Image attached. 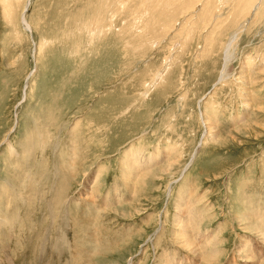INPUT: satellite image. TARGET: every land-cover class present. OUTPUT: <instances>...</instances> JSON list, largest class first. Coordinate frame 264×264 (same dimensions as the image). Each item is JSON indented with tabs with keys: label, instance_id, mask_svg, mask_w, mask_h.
<instances>
[{
	"label": "rangeland",
	"instance_id": "1",
	"mask_svg": "<svg viewBox=\"0 0 264 264\" xmlns=\"http://www.w3.org/2000/svg\"><path fill=\"white\" fill-rule=\"evenodd\" d=\"M2 1L0 264H255L244 250L264 245V6L245 23L238 0H202L165 35L147 29L144 0H33L29 33L25 0ZM208 1L217 24L202 19ZM185 18L199 25L191 39ZM238 27L235 75L215 87ZM247 208L259 218L243 221Z\"/></svg>",
	"mask_w": 264,
	"mask_h": 264
},
{
	"label": "bare ground",
	"instance_id": "2",
	"mask_svg": "<svg viewBox=\"0 0 264 264\" xmlns=\"http://www.w3.org/2000/svg\"><path fill=\"white\" fill-rule=\"evenodd\" d=\"M103 1V0H102ZM109 1V0H108ZM125 1H128V0H125ZM239 1V2H238ZM238 1H236L235 2V0H234V5H236L235 3H237L238 2V7L236 8V11L237 12H246L247 10V14H245L244 16H246V17H244V21H245V23H249L248 21L250 20V18H251V16H253L252 18L254 19L257 15H258V13L260 12V10L262 9V7L264 6V0H238ZM252 1V2H251ZM3 2V1H2ZM24 2V1H23ZM32 2H33V0H25V3H24V6L22 7V13H20L21 14V18H20V20H21V23H22V26H23V28L25 29V31H27V32H31V29H32V27H31V25H30V23L28 22V20H27V14H28V12H29V10H30V7H31V5H32ZM75 2V1H74ZM87 2V1H86ZM90 2V1H89ZM99 2V1H98ZM104 3H105V0L103 1ZM103 2H101V5H102V3ZM107 2V1H106ZM110 2V1H109ZM194 2V0H144L143 2H142V5H141V7H142V9L149 15V17H150V19L149 20H147V23H146V25H147V29L149 28L151 31H153L154 32V30L155 31H158V32H164L165 33V35L167 34V33H169L171 30H172V28H173V23H174V20L175 19H178V18H180L182 15H184L185 13H187V16H186V18H188V16L189 15H191V14H193L194 16H195V8L196 7H198L199 5H202V0H200V2H198L197 3V5L196 4H194V6H192L191 4ZM12 2H7V0L6 1H4L3 2V4H4V6H6V7H8L7 5H9L10 4V6L6 9L7 11H9L10 10V7H11V10L13 11V9H12V6H13V4H11ZM88 3V2H87ZM195 3V2H194ZM89 4V3H88ZM107 4V3H106ZM230 4V3H229ZM12 5V6H11ZM84 5V4H83ZM82 5V6H83ZM85 5H86V3H85ZM98 5V7H99V4H97ZM105 5V4H104ZM108 5V4H107ZM207 5H208V7L206 6V8H205V10L202 12V19L203 18H206V15H209L210 16V18H213L212 19V21H215V24H217V22L219 21L218 19L221 17L220 15H217L216 14V12L214 11V10H216V9H213V8H211V9H209V7H212L213 6V3L211 2V1H208L207 2ZM210 5V6H209ZM225 5H226V3H225ZM231 5V4H230ZM96 6V5H95ZM106 6V5H105ZM88 7H90V6H88ZM103 7V6H102ZM108 7V6H107ZM194 7V8H193ZM20 8V7H19ZM92 8H93V6H92ZM96 8V7H95ZM217 8V7H216ZM224 8V7H223ZM233 8H235V7H233ZM264 8V7H263ZM84 9V8H83ZM88 9V8H87ZM99 9V8H98ZM194 9V11L193 12H191L190 14H188V12L189 11H191V10H193ZM5 10V9H4ZM10 10V11H11ZM85 10V9H84ZM83 10V11H84ZM235 10V9H234ZM105 11H107V10H105ZM197 11V10H196ZM221 11V10H220ZM6 12V11H5ZM100 12V14L102 13V11H99ZM110 12V11H109ZM237 12H236V14H237ZM262 12H264V10L262 11ZM262 12L260 13L261 15H263L262 14ZM8 12H6V15H8L7 14ZM10 13V12H9ZM85 13V12H84ZM84 13H82V12H79V13H77L75 16H74V19H73V22L75 21V20H78L79 21V27H78V25H77V27L80 29V32H82V31H84V30H86L87 28L85 27V25H87L88 23H87V18H86V15L84 14ZM89 13V12H88ZM107 13V12H106ZM234 13V12H233ZM220 14V13H219ZM244 14V13H243ZM260 14L258 15V16H260ZM95 15V14H94ZM99 15V14H98ZM102 15V14H101ZM106 15V14H105ZM111 15V14H110ZM10 16V15H9ZM12 16H13V14H12ZM93 16V15H92ZM200 16V17H201ZM238 16V15H237ZM87 17H88V15H87ZM89 17H90V14H89ZM98 17V16H97ZM96 17V18H97ZM102 17H104V16H101V17H99L100 19L102 18ZM260 17H262V16H260ZM264 17V16H263ZM69 18V17H68ZM77 18H80V19H77ZM95 18V17H94ZM185 18V20H188V23L189 24H191V26L193 25V20L191 19H186ZM257 18V17H256ZM236 19V18H235ZM259 19V18H258ZM67 20V19H66ZM211 20V19H210ZM237 20V19H236ZM255 20H257V19H255ZM261 20V19H260ZM102 21H103V19H102ZM101 20H100V22H102ZM176 22V21H175ZM75 23V22H74ZM221 23H223V22H221ZM233 23V22H232ZM89 24L91 25H88V27H89V30H88V35L87 36H90L94 31L95 32H97V31H99L100 30V28H101V26L99 25L100 23H99V21L97 22V20H94L93 18L92 19H90L89 20ZM234 24V23H233ZM82 26V27H81ZM197 26V25H196ZM199 26V25H198ZM198 26L196 27V28H198ZM213 26V25H212ZM72 27V26H71ZM195 27V25H193L189 30H188V32H187V34H189L188 35V38L189 39H191L192 38V35H194V33H195V31H198V30H196V28H194ZM214 27V26H213ZM245 27V26H244ZM78 29V30H79ZM84 29V30H83ZM87 31V30H86ZM93 31V32H92ZM173 31V30H172ZM241 31H243V27L242 28H240V27H238V29L237 30H235V31H233L230 35V38H229V40L227 41V43H226V46H225V49L223 50V55H224V58H223V69H222V71H221V73L219 74L220 75V78H219V80H218V84L215 86V87H217V86H219V85H221L222 83H224V82H226L227 81V79H229L228 77L229 76H232V75H235L233 72H230V66H231V64H232V62L234 61V59H236L235 58V50H236V47H235V45L238 43V41H239V34H240V32ZM242 33V32H241ZM161 34V33H160ZM77 35V34H76ZM94 35V34H93ZM93 35H91V38H93ZM74 36V35H73ZM91 40V39H90ZM223 57V56H222ZM169 57L166 59V64H168V61H169ZM263 60V59H262ZM250 61H251V59H247V62H245L244 63V66H242L240 69V71L239 72H236V75L238 76L237 78L239 79H237L236 81H237V85L239 84V85H246L245 86V88H247V85L249 84V80H246L247 78H248V75H246L247 74V68L252 64V63H250ZM165 64V65H166ZM263 64V63H262ZM261 69V68H260ZM246 70V71H245ZM259 70V69H258ZM165 69L164 70H160V71H158L157 72V74L154 76V78L150 81V82H148V83H146L147 84V86H146V88L148 89V90H152V89H154L156 86H157V84L159 83V82H161L162 81V78L164 77V73H165ZM231 74V75H230ZM254 76V75H253ZM261 78L259 77V76H255L254 77V82L255 83H257V82H260L259 80H260ZM214 87V88H215ZM241 91V90H240ZM244 98V97H243ZM255 101V100H254ZM251 102H253V98H252V95H251V93H247L246 94V102H245V104H244V106L245 107H249V104L251 103ZM211 105L209 104V105H207V107H210ZM206 107V106H205ZM206 109V108H205ZM210 110L212 111V109H211V107H210V109H209V113H210ZM206 111H207V109H206ZM202 113V112H201ZM207 113V112H206ZM203 115H204V113H203ZM206 120L209 122L210 121V114H206ZM206 123V122H205ZM236 123V122H235ZM237 123H238V121H237ZM207 130H208V132H209V128H207ZM214 130V129H213ZM215 132V131H214ZM213 134V133H212ZM206 136V135H205ZM9 147H11V145H9ZM128 155V154H127ZM126 156V155H125ZM128 157V160H127V158H126V161H125V163H127L128 165H129V163H130V168H132V170H133V168H135V164L134 163H131L130 162V157L129 156H127ZM188 166H190V165H188ZM188 168V167H187ZM248 209V208H247ZM248 217L244 220V217L242 218V220L243 221H249L250 219L251 220H253V218H252V216H254L255 218H256V216H257V214L256 215H252L251 214V212H250V210L248 209ZM246 215H247V212L245 213ZM240 216V215H239ZM244 216V215H243ZM258 218H259V216H257ZM185 217H183V216H181V217H179V219H178V221L180 220V219H184ZM258 218H257V220H258ZM182 220H180V222H182ZM2 221V220H1ZM3 222V221H2ZM249 223V222H248ZM254 223H256V224H258V222L257 221H255ZM244 224V223H243ZM251 224V223H250ZM261 228H263V230H264V222H262V223H260L259 222V224H258ZM258 238H257V240H259V241H261V243L262 244H264V233H259V236H257ZM201 238V237H200ZM206 238V237H205ZM208 238V237H207ZM206 238V239H207ZM192 239V238H191ZM190 239V240H191ZM209 239V238H208ZM190 240H189V242H187V244L189 243V244H193V242H191L190 243ZM211 240H213V239H211ZM210 242V241H209ZM251 242V241H250ZM208 243V242H207ZM252 244H251V248H252V251L250 250H248V249H245L244 251L247 253L246 255V258L248 259V260H252V261H254V262H256L255 264H260V262H261V260H262V258L264 257V255H263V251H264V245H263V250H259L258 248H255V247H253V242H251ZM210 245V244H209ZM212 246V245H211ZM60 247V246H59ZM186 247V246H185ZM243 247H245V248H247L248 247V244L247 243H245L244 245H243ZM242 247V248H243ZM213 248V247H212ZM209 249H210V247L208 248V247H206L204 250L206 251H209ZM214 249H216V248H214ZM214 249H210L211 251H212V253L210 252L209 253V255L211 254H214L215 256H219L220 254H221V251L220 250H218V249H216V250H214ZM60 250V249H59ZM196 251H200V250H198V249H195ZM242 250V249H241ZM6 253H7V251H6ZM262 254V255H261ZM200 257H202V256H200ZM205 258V257H204ZM213 258V257H212ZM215 259V258H214ZM257 259V260H256ZM1 262L2 263H5V264H13V262H12V259H10V257H8V258H6V259H1ZM212 262V261H211ZM238 261H236L235 260V262H233V264H238L237 263ZM251 263V262H250ZM253 263V262H252ZM193 264V263H192ZM254 264V263H253ZM261 264H264V262H262Z\"/></svg>",
	"mask_w": 264,
	"mask_h": 264
}]
</instances>
